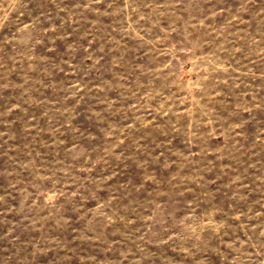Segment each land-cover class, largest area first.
Listing matches in <instances>:
<instances>
[{
	"label": "rangeland",
	"instance_id": "rangeland-1",
	"mask_svg": "<svg viewBox=\"0 0 264 264\" xmlns=\"http://www.w3.org/2000/svg\"><path fill=\"white\" fill-rule=\"evenodd\" d=\"M0 264H264V0H0Z\"/></svg>",
	"mask_w": 264,
	"mask_h": 264
}]
</instances>
